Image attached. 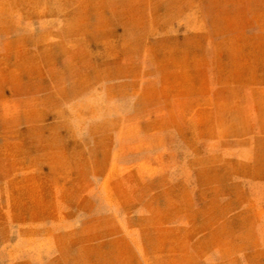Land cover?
I'll list each match as a JSON object with an SVG mask.
<instances>
[{
    "label": "rangeland",
    "instance_id": "rangeland-1",
    "mask_svg": "<svg viewBox=\"0 0 264 264\" xmlns=\"http://www.w3.org/2000/svg\"><path fill=\"white\" fill-rule=\"evenodd\" d=\"M0 264H264V0H0Z\"/></svg>",
    "mask_w": 264,
    "mask_h": 264
},
{
    "label": "crops",
    "instance_id": "crops-1",
    "mask_svg": "<svg viewBox=\"0 0 264 264\" xmlns=\"http://www.w3.org/2000/svg\"><path fill=\"white\" fill-rule=\"evenodd\" d=\"M142 125H143V123H141ZM144 126H142L141 127V131H140V133L142 134L140 137L144 140L145 139V130H144ZM176 132V131H175ZM157 137V136H156ZM156 137H152L151 139L152 140H156V139H158V140H165V141H168V140H171V138H170V136L168 137V136H163V137H161V136H159L158 138H156Z\"/></svg>",
    "mask_w": 264,
    "mask_h": 264
}]
</instances>
